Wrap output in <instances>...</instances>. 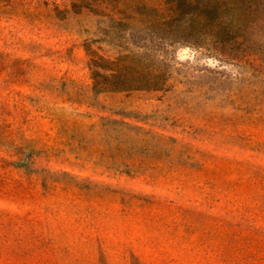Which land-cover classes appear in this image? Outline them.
I'll list each match as a JSON object with an SVG mask.
<instances>
[{
	"label": "rangeland",
	"instance_id": "1",
	"mask_svg": "<svg viewBox=\"0 0 264 264\" xmlns=\"http://www.w3.org/2000/svg\"><path fill=\"white\" fill-rule=\"evenodd\" d=\"M252 4L0 0V264H264Z\"/></svg>",
	"mask_w": 264,
	"mask_h": 264
},
{
	"label": "trees",
	"instance_id": "2",
	"mask_svg": "<svg viewBox=\"0 0 264 264\" xmlns=\"http://www.w3.org/2000/svg\"><path fill=\"white\" fill-rule=\"evenodd\" d=\"M234 1V0H233ZM235 1H243V2H245L247 5H251L250 6V8L252 7V5L254 4H252V0H235ZM256 3H258V2H256ZM160 74V73H159ZM157 79H159V80H161V83H163V81L164 80H166V77H165V74L163 75V74H161V76H159V75H155V78L153 79V80H149V81H147L148 83H150L149 85L150 86H153V87H158V85H160V84H158L159 82H156L157 81ZM130 85H133V84H130ZM141 87H144V85L143 84H138V85H136V84H134V87H132V88H141ZM122 88H125V86H122ZM130 88V87H129ZM1 128H0V132H1ZM135 262H136V264H140V261H139V259L137 258V257H135V260H134Z\"/></svg>",
	"mask_w": 264,
	"mask_h": 264
}]
</instances>
